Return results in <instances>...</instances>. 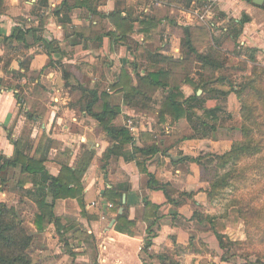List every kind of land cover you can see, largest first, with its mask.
<instances>
[{"label":"crops","instance_id":"1","mask_svg":"<svg viewBox=\"0 0 264 264\" xmlns=\"http://www.w3.org/2000/svg\"><path fill=\"white\" fill-rule=\"evenodd\" d=\"M174 1L176 0H0V56L4 58L0 62V79H12L14 71L24 73L23 62L26 59L29 60L30 71L42 70L50 58L56 62L55 67L35 81L27 77L19 80L25 89L26 84L30 86L34 82L43 84L48 89L46 115L38 124L30 125L32 128L28 134L22 131L26 117L24 113H20V103L15 95L20 90L0 87V152L12 156V138L26 136L33 138L37 147L43 134L47 133L60 142L58 147L49 151L46 161L49 173L56 175L63 164L74 165L84 147L95 151L83 179L85 213H81L77 200L72 198L58 199L54 207L58 215H75L82 228L87 229V233L97 244L94 257H82L75 264H234L231 259L224 258L225 249L221 247L212 225L207 221L193 219L194 202L202 207L206 215H215L217 200L209 199V183L201 180L199 164L188 159L206 152L223 154L232 148L233 140L228 135L225 138H215V131L209 138L184 140L170 146L165 144V151L145 160L147 172L141 171L136 161L127 162L117 154L105 159L104 153L111 144L107 135L99 129L97 121L91 115L69 105V87L66 86L62 69L58 67L61 62L68 72L74 73L87 87L114 82L120 69L135 61V53L127 45L107 37L102 42L97 39L86 41L85 38L92 29H114L98 14L108 15L118 8L125 10L129 5L139 2H145V13L152 14L151 6L156 5L167 12V16L152 38L145 39L144 35L137 33L132 34L131 38L148 49L179 57L184 27L192 25L194 14L200 12V9L196 7L197 9L188 11ZM199 1L194 0L193 5ZM205 2L212 5L207 14L215 16L218 12L225 19L242 26L239 42L245 50H258V60L264 66V0L262 4L255 0ZM181 15H184L187 22L181 20ZM16 28L26 31V44L5 41ZM82 32L84 38L78 35ZM17 45L18 48H14ZM136 52L140 53V50ZM5 58H11L7 69ZM28 89L31 90V87ZM182 89L187 96L193 93L188 85H183ZM166 95L165 90L157 91L153 100L157 111L149 116L129 109L124 104L123 94L113 93L111 103L122 107V113L114 123L130 124L132 120L128 116H139L142 126H135L142 131L160 134L162 128L167 133L185 129L188 125L186 119L172 125L158 124V110ZM134 143L141 145L136 136ZM151 174L161 184H167L170 196L167 197L159 186L152 189L149 187ZM126 186L129 187L124 194L128 215L137 223L133 235L115 230L117 220L112 203L101 201L106 188ZM182 192L193 193V196L181 197ZM148 198L159 204L160 208L158 223L153 228L152 244L145 248L148 235L145 201ZM181 200H185L184 204L177 205ZM79 227L81 228L80 225ZM231 229L227 225L223 233L234 240ZM245 238L240 236L235 240ZM237 263L243 264L241 261Z\"/></svg>","mask_w":264,"mask_h":264},{"label":"trees","instance_id":"2","mask_svg":"<svg viewBox=\"0 0 264 264\" xmlns=\"http://www.w3.org/2000/svg\"><path fill=\"white\" fill-rule=\"evenodd\" d=\"M193 1L176 0L174 3L185 4L188 9ZM201 2H205V0H200L199 3ZM144 6L145 2H139L129 5L125 10L118 8L108 15L98 14L106 19L114 29L110 30L108 27L103 30L99 28L97 31L92 29L85 38L86 41L97 39L102 42L107 37L112 41L127 45L132 53H135V61L130 65H124L117 73L114 82L87 87L74 73L68 72L61 62L58 63V67L62 69L66 86L69 87L71 96L69 105L77 111L87 112L91 115L97 121L99 129L107 135L111 144L103 157L108 159L112 154L120 155L127 162L136 161L139 169L147 172L144 167L145 160L160 151H165V144L170 146L184 140L209 138L221 128L222 118L219 115L223 107L218 100L230 92L222 88V85L231 86V89L237 91L239 96L241 92L234 87L233 80L230 77L223 75L213 77L210 74L212 71L217 72L221 68V64L210 54L215 50V36L207 27L195 25L184 27V35L181 38V55L179 57L148 49L138 42L132 43L131 35L134 33L144 35L145 39L152 38L153 34L158 31L162 20L167 16V12L156 5L151 6L152 14L145 13ZM217 15L225 19L223 14L217 12ZM241 30L242 26L239 23H234L225 29L224 34L227 35V41L239 45ZM78 35L80 38L85 36L83 32L78 33ZM5 41H17L19 45L20 42L26 44V31L16 28L12 35L5 38ZM202 41L206 42V45H203ZM14 48H18V45ZM138 50L141 53L140 59L136 54ZM246 51L248 53L246 59L251 62L253 69L258 68L260 64L257 57L258 50L250 48ZM247 57H250V59ZM3 59L0 56V62ZM10 62L11 58H5L6 69ZM55 63L50 58L42 70L30 71L29 60L26 59L23 62L24 73L9 72L13 74L12 79L7 81L4 78L0 79V87L18 88L20 90L15 95L20 103V112L22 111L25 114L26 122L32 121L38 124L45 117L48 89L43 84L34 82L29 86H32V95L26 96L22 94L21 88L26 89L19 80L22 77H27V79L31 78L35 81L50 68L55 67ZM138 63L141 64L140 67L137 65ZM141 70L146 72L143 73ZM215 84H221V86ZM183 85L190 86L194 90L193 93L187 96L182 89ZM161 89L165 90L167 95L158 110V124L172 125L177 121L186 119L188 125L185 129L176 133H167L165 128L161 129L160 134L143 130L139 135L141 145L137 146L134 143L135 136L130 125L127 123L116 125L114 123L117 116L122 113V107L113 105L110 97L113 93H122L124 104L129 109L151 116L157 111V108L153 105L154 96ZM199 90H202L201 94L198 93ZM138 117L128 116V119L136 123L135 120ZM244 132L247 137L248 134H252L250 128H246ZM245 141L241 144L234 142L232 148L223 154L206 152L199 154L197 157L188 158L199 164L201 180L209 183L207 192L210 200L218 198L223 189L232 186L234 180L242 178L240 168L237 165L244 157H252L261 152L262 147L259 143H255L254 139L248 137V140L245 139ZM12 142L14 145L12 156L0 152V178H3L8 167H21L22 173L28 179L26 182H30L31 186L25 187L23 183H20V187L25 189L26 193L34 195L35 202L40 210L36 218L38 229H42L46 217L49 221L54 219L58 221L54 217V207L58 199H76L81 207V213H85L83 179L94 158L95 151L93 149L84 147L74 165L63 164L60 172L54 175L49 173L46 161L49 151L54 147H58L60 142L54 140L47 133L43 134L37 147H35V140L31 137L12 138ZM222 169L227 170L220 173ZM150 177L149 187L151 189L154 186H159L164 190L167 197L170 196L167 184H161L155 180L152 174ZM128 188L127 186L126 188H106L101 201L112 203L117 220L115 230L133 235L137 223L129 218L128 204L123 201V196L128 192ZM183 195L192 197L193 193L182 192L181 197ZM184 201H178L177 205L184 204ZM193 204V219L200 222H209L219 239L221 247L226 249L227 235L223 233L226 225L219 222V219L224 218V216L206 215L203 213L201 206L197 205L196 202ZM145 205L147 212L145 219L148 223L145 248H148L152 244L153 228L158 223L160 205L149 198L146 199ZM122 206L124 212L119 214L118 209ZM229 206L232 208L238 207V215L245 220L246 225L249 224V217L246 214L249 213L251 216L258 217L264 213L263 209H257L248 203L243 204L241 200L236 198L232 200ZM243 215H246L247 218H244ZM32 240V235L27 232L23 226V221L17 216L14 208L0 202V264H31V258L27 250ZM247 241L242 240L234 243L244 244Z\"/></svg>","mask_w":264,"mask_h":264},{"label":"rangeland","instance_id":"3","mask_svg":"<svg viewBox=\"0 0 264 264\" xmlns=\"http://www.w3.org/2000/svg\"><path fill=\"white\" fill-rule=\"evenodd\" d=\"M207 3L201 2L194 5L192 3L188 9L185 4L180 5L188 11L196 7L199 8L201 14H194L195 16L191 20L192 25L207 27L215 36V50L210 54L221 64V68L217 72L212 71L210 74L213 77L222 75L230 77L234 87L241 92L239 96V93L233 91L231 86L222 85V88L230 92L218 100L223 107L219 115L222 120L221 128L214 137L225 138L228 135L233 143L239 144L243 143L245 139L248 140L249 137L262 147L259 154L244 157L238 163L237 167L240 168L242 178L234 180L232 186L223 189L221 195L214 199L217 200L215 215L224 216V218L219 219V222L232 228L231 235L234 238L232 240L227 235L224 257L231 259L234 264H238L239 261L243 264H264V213L258 217L251 216L249 213L246 214L249 217V224L246 225L245 220L238 215V207L229 206L232 200L236 198L241 200L243 204L248 203L257 209L264 210V66L259 64L258 68L253 69L251 62L246 59L248 53L243 45L241 43L234 45L227 41V35L224 34L225 28L233 25V20L221 18L217 13L215 16L205 14L204 10L208 5ZM181 16V20L187 22L184 15ZM132 43H135L134 39H132ZM202 44L206 45V42L202 41ZM136 54L140 59L141 53L137 52ZM247 58L250 59V57ZM137 65L141 66L140 63ZM141 71L146 72L145 70ZM207 71L209 72V70ZM207 74L209 75V73ZM215 85L221 86V84ZM28 88L29 85L26 86V90L21 88L23 95H32V86L31 90ZM141 120L138 117L135 120L136 123L129 124L137 138H139L138 133L142 131L138 128L142 126ZM32 123V121L26 122L22 131L28 134L32 128L30 126ZM246 128H250L252 131L248 137L244 132ZM227 169H222L220 173H224ZM27 180L20 166L8 167L3 178H0V202L14 208L17 216L23 221V226L32 235L33 240L27 250L31 264H75V261L82 257H94L97 252V244L87 233V229L82 228L75 215L61 216L54 211V217L58 221L56 219L49 221L46 217L42 229H38L36 218L40 210L34 195L26 193L25 189L20 187V183H23L25 187L31 186L30 182H26ZM240 207L242 208V206ZM246 215H243L244 218ZM77 228L79 230H76ZM240 236L246 237V241L249 240L244 244L234 243L242 241L235 240Z\"/></svg>","mask_w":264,"mask_h":264},{"label":"water","instance_id":"4","mask_svg":"<svg viewBox=\"0 0 264 264\" xmlns=\"http://www.w3.org/2000/svg\"><path fill=\"white\" fill-rule=\"evenodd\" d=\"M256 3L258 4H262L263 3V0H255ZM202 90H199L198 93L201 94ZM123 201L125 202L126 201V195H124L123 197ZM124 211V207H121L120 208V213H123ZM114 223V222H113Z\"/></svg>","mask_w":264,"mask_h":264},{"label":"built area","instance_id":"5","mask_svg":"<svg viewBox=\"0 0 264 264\" xmlns=\"http://www.w3.org/2000/svg\"><path fill=\"white\" fill-rule=\"evenodd\" d=\"M211 8H212V5L211 4H208L207 6H206V9L204 10V12H205V14H207L210 10H211ZM197 14H201L200 12H197ZM131 128V127H130ZM132 130V129H131Z\"/></svg>","mask_w":264,"mask_h":264}]
</instances>
